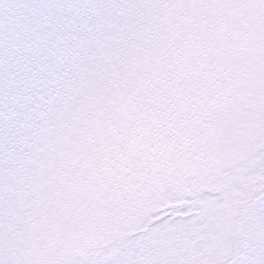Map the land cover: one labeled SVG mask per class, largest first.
<instances>
[{
    "label": "snow or ice",
    "instance_id": "6c2138e0",
    "mask_svg": "<svg viewBox=\"0 0 264 264\" xmlns=\"http://www.w3.org/2000/svg\"><path fill=\"white\" fill-rule=\"evenodd\" d=\"M138 30L159 41L161 70L191 105L188 131L231 121L257 161L237 264H264V0H0V264H206L142 249V233L98 249L63 243L48 227L39 165L89 61L110 37ZM169 198L179 197L152 202L158 219L147 232L191 218L179 215L185 206H164Z\"/></svg>",
    "mask_w": 264,
    "mask_h": 264
},
{
    "label": "rangeland",
    "instance_id": "374dc122",
    "mask_svg": "<svg viewBox=\"0 0 264 264\" xmlns=\"http://www.w3.org/2000/svg\"><path fill=\"white\" fill-rule=\"evenodd\" d=\"M164 67L159 41L139 30L118 32L89 61L39 165L49 230L63 243L98 249L142 233V249L233 264L242 255L239 227L251 209L255 174L248 173L257 161L247 159L231 121L204 135L188 131L191 105L172 91L176 77ZM161 193L179 197L164 206H185L179 215L191 218L146 232Z\"/></svg>",
    "mask_w": 264,
    "mask_h": 264
}]
</instances>
